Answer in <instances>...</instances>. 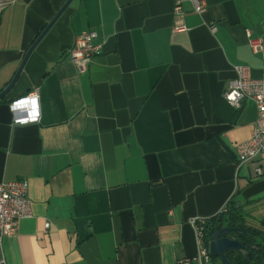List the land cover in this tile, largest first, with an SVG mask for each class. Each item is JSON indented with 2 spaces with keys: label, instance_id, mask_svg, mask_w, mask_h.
<instances>
[{
  "label": "crops",
  "instance_id": "crops-1",
  "mask_svg": "<svg viewBox=\"0 0 264 264\" xmlns=\"http://www.w3.org/2000/svg\"><path fill=\"white\" fill-rule=\"evenodd\" d=\"M65 1L0 0V91ZM203 1L182 0L174 32L175 0H71L36 44L0 98V181L27 180L31 213L0 264H196L191 219L232 200L264 231V160L234 153L256 106L222 97L234 65L264 81V0ZM85 31L100 51L80 73L67 51ZM34 89L38 120L16 122Z\"/></svg>",
  "mask_w": 264,
  "mask_h": 264
},
{
  "label": "built area",
  "instance_id": "built-area-1",
  "mask_svg": "<svg viewBox=\"0 0 264 264\" xmlns=\"http://www.w3.org/2000/svg\"><path fill=\"white\" fill-rule=\"evenodd\" d=\"M189 1L196 13L201 14L204 11L205 3L203 0ZM181 3L182 0H175L173 6L174 20L171 29L174 32L187 29L183 22ZM209 28L211 32L216 30L214 23L209 24ZM96 36L94 31H85L78 34L67 51L69 60L80 73L86 70L88 63L100 51V44L95 42ZM246 36L251 50L254 53L261 52L263 47L261 38L253 37L249 31H246ZM233 69L235 77L228 82L227 87L222 92V97L234 108H240L242 102L246 99L252 100L256 106V119L249 137L245 141L234 145L236 163L241 166L253 161L264 160V81L260 78H252L246 66L234 65ZM37 101L36 89L13 100L10 103V108L15 115L14 120L18 123L37 121ZM31 109L35 111V114L31 115L25 112L31 111ZM19 111H22L23 114L19 115ZM255 173L256 176H261L263 173L262 168L256 167ZM27 191L28 182L25 178L0 181V248L3 238L17 231L19 220L31 216ZM226 205L219 212L223 211ZM204 223L205 218L191 219L197 248L192 260L196 264H214L207 250ZM44 227H48V222L44 224Z\"/></svg>",
  "mask_w": 264,
  "mask_h": 264
},
{
  "label": "trees",
  "instance_id": "trees-1",
  "mask_svg": "<svg viewBox=\"0 0 264 264\" xmlns=\"http://www.w3.org/2000/svg\"><path fill=\"white\" fill-rule=\"evenodd\" d=\"M240 210L241 206H236V201L232 200L223 211L205 218V240L218 223L242 228L246 233L237 234L235 238L243 245L244 253L240 250L228 251V260L233 264H264V231L246 226Z\"/></svg>",
  "mask_w": 264,
  "mask_h": 264
},
{
  "label": "water",
  "instance_id": "water-1",
  "mask_svg": "<svg viewBox=\"0 0 264 264\" xmlns=\"http://www.w3.org/2000/svg\"><path fill=\"white\" fill-rule=\"evenodd\" d=\"M70 2L71 0H66L64 2V4L56 12L53 18L46 24V26L42 29L39 35L35 38L32 44L26 49L23 58L18 68L16 69L13 77L11 78L9 83L0 91V98L3 97L16 82L33 48L44 36L47 30L55 22V20L59 17V15L64 11V9L69 5ZM244 233H246V231L239 227L227 226L221 223L216 224L211 230L207 239V250L209 255L212 258H218L222 264H233L231 261L228 260L226 254L228 251L234 250H240L241 252H243V245L235 237L237 234Z\"/></svg>",
  "mask_w": 264,
  "mask_h": 264
},
{
  "label": "rangeland",
  "instance_id": "rangeland-1",
  "mask_svg": "<svg viewBox=\"0 0 264 264\" xmlns=\"http://www.w3.org/2000/svg\"><path fill=\"white\" fill-rule=\"evenodd\" d=\"M217 264H222L218 258H213Z\"/></svg>",
  "mask_w": 264,
  "mask_h": 264
}]
</instances>
